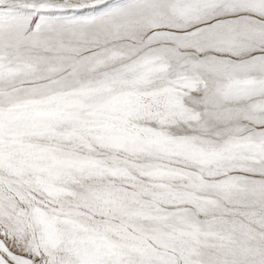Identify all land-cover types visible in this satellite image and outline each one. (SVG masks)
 I'll use <instances>...</instances> for the list:
<instances>
[{
  "label": "snow or ice",
  "instance_id": "snow-or-ice-1",
  "mask_svg": "<svg viewBox=\"0 0 264 264\" xmlns=\"http://www.w3.org/2000/svg\"><path fill=\"white\" fill-rule=\"evenodd\" d=\"M0 264H264V0H0Z\"/></svg>",
  "mask_w": 264,
  "mask_h": 264
}]
</instances>
